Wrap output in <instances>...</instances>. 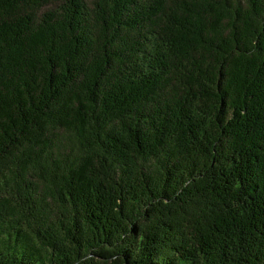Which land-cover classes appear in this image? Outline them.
<instances>
[{
	"label": "trees",
	"instance_id": "trees-1",
	"mask_svg": "<svg viewBox=\"0 0 264 264\" xmlns=\"http://www.w3.org/2000/svg\"><path fill=\"white\" fill-rule=\"evenodd\" d=\"M0 264H264V0H0Z\"/></svg>",
	"mask_w": 264,
	"mask_h": 264
}]
</instances>
